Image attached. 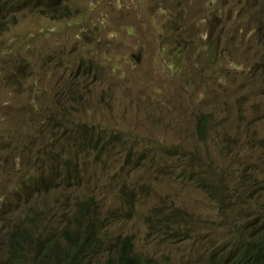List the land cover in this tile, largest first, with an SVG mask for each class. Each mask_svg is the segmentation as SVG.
I'll return each mask as SVG.
<instances>
[{
    "label": "rangeland",
    "instance_id": "1",
    "mask_svg": "<svg viewBox=\"0 0 264 264\" xmlns=\"http://www.w3.org/2000/svg\"><path fill=\"white\" fill-rule=\"evenodd\" d=\"M65 5L0 30V264L88 223L90 264L119 235L153 264H218L264 231V0Z\"/></svg>",
    "mask_w": 264,
    "mask_h": 264
},
{
    "label": "clouds",
    "instance_id": "2",
    "mask_svg": "<svg viewBox=\"0 0 264 264\" xmlns=\"http://www.w3.org/2000/svg\"><path fill=\"white\" fill-rule=\"evenodd\" d=\"M68 9L69 7L65 5V0H0V23H3V30L4 32H6L10 29L11 26H15L17 24L16 20L19 17V15L22 14L23 12L26 11L36 12L42 16H46L50 18L51 21L53 20L55 21L57 19V16L62 11H68ZM129 156L130 155L126 157V159H128L127 163H134L133 159L129 158ZM199 180H200L199 182L208 184L207 189H209V182L207 181L206 178L201 177ZM164 222L170 223V221H165V220ZM88 227L94 231L95 235H99L100 238L97 242V246L93 247V250L86 251L81 246L80 241L76 237V234ZM96 228L97 227L92 223L86 224L83 228H81V226L65 227L64 229L61 230L62 240L47 245H45L44 241H40L38 245L40 249L43 248L44 250L43 256L49 264H52V262L56 261L58 258L71 253H77L79 256L84 255L85 257L84 263L87 264L88 261V264H90V258L94 255H98L101 251H103L104 248L107 247L106 239L103 237V235L97 233ZM13 233L14 235H17L18 231L16 230ZM172 233L178 234L177 229H175ZM119 236L120 237H118L117 240H115L112 243L113 245L111 247H108L109 250H112L109 251V253H112L114 257L111 258L109 262L106 264H112L117 260L119 252L127 245V242L125 241V237H131L130 235H119ZM242 240L243 239H239V241ZM235 245L231 246L228 251H224V252L225 253L230 252L231 248L234 247ZM10 246H11V250H10L11 254L13 256L19 255L18 250L16 249V247L12 242ZM133 252L136 253L134 251V247H133ZM225 253H220L219 258H217L216 260L218 264H223L222 260L220 259L225 256ZM86 254L88 256V259ZM136 254L143 259L150 260L151 264H153V260L150 257L140 255L138 253ZM228 259L232 260L233 258L228 257ZM213 262L214 261H210L209 264H212ZM157 264H172V263L167 261H163V262L158 261Z\"/></svg>",
    "mask_w": 264,
    "mask_h": 264
},
{
    "label": "trees",
    "instance_id": "3",
    "mask_svg": "<svg viewBox=\"0 0 264 264\" xmlns=\"http://www.w3.org/2000/svg\"><path fill=\"white\" fill-rule=\"evenodd\" d=\"M0 30H3V23H0ZM203 123H208V117L203 119ZM203 126L206 128L207 125ZM76 237L86 251L93 250L100 238L89 227L77 233ZM125 241L127 245L119 252L117 260L112 264H151L150 260L143 259L133 252L134 237H125ZM228 257L233 259L229 260ZM32 260L33 264H45L46 262L38 254ZM220 260H222L223 264H264V231L257 228L250 237L239 241ZM84 261V255L79 256L77 253H71L58 258L52 264H85Z\"/></svg>",
    "mask_w": 264,
    "mask_h": 264
}]
</instances>
